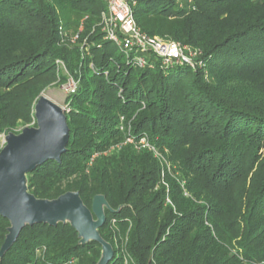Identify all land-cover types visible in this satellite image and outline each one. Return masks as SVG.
Here are the masks:
<instances>
[{"label": "trees", "instance_id": "obj_1", "mask_svg": "<svg viewBox=\"0 0 264 264\" xmlns=\"http://www.w3.org/2000/svg\"><path fill=\"white\" fill-rule=\"evenodd\" d=\"M137 3L145 34L190 46L203 67L147 53L140 69L105 40V0H0V136L36 127L41 95L73 80L66 152L28 174L31 194L78 192L90 209L104 196L109 264H264V0ZM9 227L0 216V250ZM101 254L69 224H37L0 264Z\"/></svg>", "mask_w": 264, "mask_h": 264}, {"label": "water", "instance_id": "obj_2", "mask_svg": "<svg viewBox=\"0 0 264 264\" xmlns=\"http://www.w3.org/2000/svg\"><path fill=\"white\" fill-rule=\"evenodd\" d=\"M34 112L36 127H26L20 134L9 133L0 150V216L10 223L0 259L26 227L69 224L81 245L96 242L102 247L98 264H109L114 249L100 235L106 223L105 210L111 211L104 196H96L90 209L78 192L54 200L38 199L29 192L28 174L47 161L60 163L70 138L66 111L61 106L41 95Z\"/></svg>", "mask_w": 264, "mask_h": 264}, {"label": "built area", "instance_id": "obj_3", "mask_svg": "<svg viewBox=\"0 0 264 264\" xmlns=\"http://www.w3.org/2000/svg\"><path fill=\"white\" fill-rule=\"evenodd\" d=\"M105 2L107 11L102 14L101 19L105 40L114 42L120 51L140 69H145L148 66L147 53H151L161 60L163 66H189L192 69L203 67V63L197 61L200 56V52L197 50L167 38L151 37L140 29L135 20L137 0H105ZM188 3L191 5V1ZM82 30L83 27H80V32ZM78 39L79 35H75L72 42L74 43ZM58 64L63 65L61 62ZM70 81L68 95L75 94L77 90V83L73 80ZM65 110H67L66 107ZM126 144L134 145L138 150H150L154 152L156 158L162 159L147 138L136 142L134 138L130 137Z\"/></svg>", "mask_w": 264, "mask_h": 264}, {"label": "rangeland", "instance_id": "obj_4", "mask_svg": "<svg viewBox=\"0 0 264 264\" xmlns=\"http://www.w3.org/2000/svg\"><path fill=\"white\" fill-rule=\"evenodd\" d=\"M68 88H69V82L65 86L53 87L47 89L42 95L46 96L47 98H49L50 100L61 106L63 109H65V100L68 96ZM4 141H5V137L0 136L1 145H4Z\"/></svg>", "mask_w": 264, "mask_h": 264}]
</instances>
